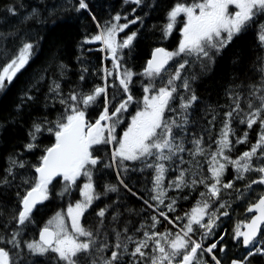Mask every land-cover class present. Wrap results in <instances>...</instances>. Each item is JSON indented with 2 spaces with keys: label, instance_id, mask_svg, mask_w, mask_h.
I'll return each mask as SVG.
<instances>
[{
  "label": "snow or ice",
  "instance_id": "snow-or-ice-1",
  "mask_svg": "<svg viewBox=\"0 0 264 264\" xmlns=\"http://www.w3.org/2000/svg\"><path fill=\"white\" fill-rule=\"evenodd\" d=\"M123 4L134 5L131 20L120 11L98 19L97 8L107 5L92 0H62L44 9L32 7L22 16L24 0L3 6L0 24L11 17H19V23L0 30V92L42 50L53 18L68 12L77 19L87 15L96 30H85L75 45L80 53L77 83H69L67 90L62 86L70 68L57 59L62 45L56 42L48 66L32 75L13 105L12 123L20 122L24 140L23 150L13 146L0 172V217H6L0 229V264H223L229 233L221 227L222 218L234 210L221 193L230 197L235 192L240 200L255 192L253 185L264 186V0H174L165 8L161 32L167 38L178 31V44L173 50L155 47L139 73L124 59V49L131 53L139 28L117 37L130 24L143 26L163 0ZM249 32L259 49L251 64L245 49L238 48ZM9 39L15 51L8 47ZM97 42L111 66L102 64L90 72L82 59L84 46ZM230 49L233 72L223 88L226 104L205 103L197 81ZM53 63L55 73L50 75ZM249 70L258 78L248 76ZM97 71L103 83L89 84ZM135 76L142 78L140 95L131 88ZM216 107L225 111L213 138ZM49 109L55 111L52 118ZM234 124L246 129L237 135ZM254 125L255 142L233 158L236 144L249 143L247 130ZM37 152L36 162H30L27 155ZM229 166L235 175L225 182ZM105 169L115 170L116 182L99 185L102 191H97L94 176ZM145 170L150 172L141 191L136 173ZM252 172L257 176L243 190L235 187V181ZM74 190L79 193L75 200ZM121 191L149 210L135 225L130 217L143 210L129 208ZM109 192L118 195L110 202L101 200ZM193 192L197 195L190 210L178 211V201ZM65 196L66 205L37 220L45 201H63ZM245 211L250 219L238 221L230 235L232 247H242L244 253L230 264L264 259V192L254 200L249 197Z\"/></svg>",
  "mask_w": 264,
  "mask_h": 264
},
{
  "label": "trees",
  "instance_id": "trees-1",
  "mask_svg": "<svg viewBox=\"0 0 264 264\" xmlns=\"http://www.w3.org/2000/svg\"><path fill=\"white\" fill-rule=\"evenodd\" d=\"M9 2L10 0H0V18L4 17L5 15V13L3 12V6ZM92 2L98 6H102L105 4L107 5V8L104 9H102L101 7L97 8V12L99 13L98 19L101 18V16L104 19H107L108 11H112V12L120 11L122 14L127 13L129 19L133 18V14L131 13V8L134 7V5H125L123 4V0H92ZM24 3L26 4V8L25 10L21 11L20 16L24 15L26 11H31L32 7L44 9L46 6L51 7L52 5L62 3V0H24ZM172 3H174V0H163V5L158 10H154L150 12L148 17H146L144 21V23L147 24V27L145 29L144 28L142 29V31L139 34V37L133 43V49L131 53H129L128 49H125L124 59L127 62V66L130 67L134 72L139 73L143 70V67L146 65L147 59L150 58L151 52L155 47H163L166 50H173L177 46L179 40L178 31H175V33L171 37L168 36L169 37L168 41L166 40V38L163 37L161 32V26L165 22V8ZM136 14H140V9H137ZM53 19L55 23L53 24L52 20H50L49 25L47 26L48 29L50 30L46 33L47 38L43 42L42 50L36 54V56L29 62V65L26 66L25 69L21 70V73L17 74V77L14 78V80L10 85H8L6 91L0 92V124H3L4 126L3 128H0V172H2L3 169L7 166L6 156L12 150L13 146L20 149L21 151L23 150L21 148V144L24 140L23 129L20 126L19 121L15 124L12 123V117L14 115L13 105L15 102H17L21 89L25 87L26 82L29 81V79L37 70L48 66L47 61L53 55V44L56 42H59L62 45L61 52L57 54V59L62 58L64 62L69 65L70 68V70L67 72L66 78L62 80V86H64L65 90H67V85L69 83L72 84L77 83V77L79 75V65L77 64L76 56L80 55V53L77 52L75 45L85 34V30H87L88 32H94L96 30L95 25L91 23V20L87 17V15H84L79 19H77L76 13L68 12V13H64V15L61 18L58 19L53 18ZM121 22H123V20ZM18 23H19V17H11L5 23L0 24V30L8 31L10 25H14ZM158 23H161V25L159 26V30L157 32L160 37L157 38L158 40H155L156 38H154V35H152V32H150L153 29L150 30L149 27L151 26V24L156 25ZM100 46L101 45L98 42L84 46L85 53L83 52L82 59L85 63H87L90 72L93 68L98 69L102 64L108 67L111 66L110 60L105 61L104 53L98 50ZM8 47L13 51H15L16 49V45L11 41V39H9L8 41ZM239 47H243L245 51L248 53L249 64H251V60L254 59L255 53L259 51V49L256 48V37L253 35L252 32H249L246 35L245 39L241 41L240 44L238 45V48ZM89 48L94 50L88 51ZM232 51H233L232 49L227 51L228 53L226 52L223 58L218 59L217 64L212 69L211 73L200 77V79L197 81L198 91L203 96L205 103L212 104L213 106H216L218 104L219 105L226 104V100L223 96V88L227 85V83L231 79V75L233 72V65L231 64ZM2 63L3 61L0 60V64ZM172 63L173 61H170L169 64L171 65ZM54 73H55V63H53L52 66L49 67V74L53 75ZM100 75L101 73L97 71L95 75L91 77L89 84L103 83V81L99 79ZM248 76L252 77L253 80L258 78L257 75H255L251 70L248 71ZM141 79L142 78L140 76H135L133 78V83L131 85V88L135 95H140L142 91L140 85ZM85 87H88V84H86ZM42 91H46V87L42 88ZM111 95H112V89L110 88L109 97H111ZM129 111L132 112L133 108H130ZM224 111L225 109L222 107L215 108L217 117H216L215 127L213 128V132H212L213 138H215L216 132L220 127V121L223 119ZM49 114H50L49 118H52V116H54L55 114V111L53 109H49ZM207 119H211V114L207 116L206 120ZM206 120L203 121L202 124L206 125ZM126 123L127 121H125V124ZM24 125L25 126L27 125V116H25ZM123 126L124 125H121V127ZM233 126L237 127V135H239L242 130L246 129V125L236 126L234 124ZM247 131H248L249 143L236 144L233 151L231 152V156L233 158L238 156L242 151L247 150L250 143L255 142L258 126L254 125L252 129ZM205 140H207V134H205ZM49 142H50L49 139L44 140L45 144H48ZM38 155L39 152L35 154H28L27 159L30 162L35 163L36 157ZM149 172L150 170H145V172L142 174L136 173V176L141 177L139 184H137V187H139L141 191L145 190L147 181L146 179H144V177H147ZM234 175H235L234 170L231 168V166H229L224 175L225 182H227V180L229 179H232ZM256 176L257 174L254 172L247 173L246 179L244 181L234 182L235 187L241 188V190H243V185L248 180L256 178ZM94 180L98 185L97 191H102V188L99 187V185L116 182L115 170L105 169L103 173H99L96 176H94ZM133 183L136 184L137 181L133 180ZM165 183H167V179L165 180ZM252 187L255 189V192L246 193L245 197L240 200L236 199L235 192H232L230 197H225L224 193L223 192L221 193V196L223 198L230 199L232 203V209L234 210L233 212L230 213L229 217L222 218L221 227L223 229H226L227 232L229 233V238H228L229 250L227 255L222 256L223 264H230V260L232 258L241 256L244 253V249L242 247H232V241L230 239V235L238 221L247 222V220L250 219L251 214L245 211L249 197H251L254 200L257 195L264 192V186L253 185ZM184 191L187 192L188 190L185 189ZM168 194L170 196L177 195V193L174 191H169ZM117 195H118L117 193L109 192L107 196H101V200L110 202L111 199H115ZM119 195L122 198H124L123 202L126 203L129 208L143 210L141 212V215H133L130 217L133 225L138 223V221L141 219V216L147 215L149 210L142 205V202L140 200L130 195L125 196V193L123 191H121ZM196 195L197 193L193 192V194L189 196L188 200L186 201L179 200L178 211L183 212L185 210H190L191 206L195 202L194 198L196 197ZM72 198L73 200L79 198V193L74 190L72 192ZM67 201H68L67 196L64 197L63 201H61L59 198L52 200L51 203L45 201L44 203L45 205H47V207L42 208L41 212L37 214V220H46L54 210L59 209L61 203H64L66 205ZM38 207L41 206L39 205ZM5 220L6 217H0V229H2L3 222ZM11 226H14V222L13 225H10V227ZM163 226L170 227V225H166V224H163L161 227ZM262 231H264V228ZM253 264H264V259L256 257L253 260Z\"/></svg>",
  "mask_w": 264,
  "mask_h": 264
},
{
  "label": "flooded vegetation",
  "instance_id": "flooded-vegetation-1",
  "mask_svg": "<svg viewBox=\"0 0 264 264\" xmlns=\"http://www.w3.org/2000/svg\"><path fill=\"white\" fill-rule=\"evenodd\" d=\"M139 28V31H138V35H137V38L139 37V33L141 32V26H132V27H129L127 30H125L124 32H122V33H119L118 34V37H117V39L119 40L121 37H123L124 35H125V33H130L131 31H133V30H137ZM175 31L176 30H174L173 32H172V34L171 35H169V37H171L174 33H175ZM179 33V32H178ZM136 38V39H137ZM135 39V40H136ZM135 40L133 41V43L135 42ZM168 40V39H167ZM124 51H125V49H124ZM108 61V60H107Z\"/></svg>",
  "mask_w": 264,
  "mask_h": 264
},
{
  "label": "rangeland",
  "instance_id": "rangeland-1",
  "mask_svg": "<svg viewBox=\"0 0 264 264\" xmlns=\"http://www.w3.org/2000/svg\"><path fill=\"white\" fill-rule=\"evenodd\" d=\"M138 25H139V23H137V24H133L132 26H138ZM160 25H161V23H158V24L155 25V27H153V24H151V26L149 27V29H150V30L153 29V30H152V31H150L149 29H148V30H149L150 32H152V35L157 34ZM132 26H131V27H132ZM139 26H140V25H139ZM141 27H142V28H141V31H142L143 28L145 29V28L147 27V24L144 23V25L141 26ZM139 34H140V33H139ZM158 35H159V34H158ZM167 39L169 40V37H167L166 40H167ZM168 40H167V41H168ZM98 43H99V42H98ZM100 47H101V46H100ZM93 50H94V49H92V51H93ZM104 56H105V53H104Z\"/></svg>",
  "mask_w": 264,
  "mask_h": 264
},
{
  "label": "bare ground",
  "instance_id": "bare-ground-1",
  "mask_svg": "<svg viewBox=\"0 0 264 264\" xmlns=\"http://www.w3.org/2000/svg\"><path fill=\"white\" fill-rule=\"evenodd\" d=\"M130 20H131V19H130ZM132 25H133V24H130L129 27H131ZM125 30H127V29H125ZM125 30H124V31H125ZM159 37H160V36L158 35V33H157V34H154V38H156L155 40H158L157 38H159ZM160 45H161V44H160ZM154 46H155V45H154ZM157 46H158V43H157ZM151 49H152V48H151ZM84 53H85V51H84ZM227 53H228V52H227ZM105 61H107V60L105 59ZM141 64H142V63H141ZM38 206H39V205H38ZM38 206H37V207H38ZM134 217H135V216H134ZM141 217H142V216H141ZM135 218H136V217H135ZM233 254H234V253H233Z\"/></svg>",
  "mask_w": 264,
  "mask_h": 264
},
{
  "label": "water",
  "instance_id": "water-1",
  "mask_svg": "<svg viewBox=\"0 0 264 264\" xmlns=\"http://www.w3.org/2000/svg\"><path fill=\"white\" fill-rule=\"evenodd\" d=\"M264 225L261 226V230L263 229Z\"/></svg>",
  "mask_w": 264,
  "mask_h": 264
}]
</instances>
